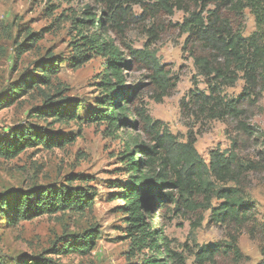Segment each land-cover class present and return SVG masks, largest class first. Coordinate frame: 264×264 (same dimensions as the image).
Segmentation results:
<instances>
[{"label":"rangeland","instance_id":"rangeland-1","mask_svg":"<svg viewBox=\"0 0 264 264\" xmlns=\"http://www.w3.org/2000/svg\"><path fill=\"white\" fill-rule=\"evenodd\" d=\"M127 1L130 11L126 28L122 34L109 30L107 37L125 55L129 54V47L150 49L166 70L178 78L172 94L157 102L148 72L137 63L127 69L124 76L133 95L131 107L135 115L145 109L153 121L162 123L180 143H187L189 136H193L195 149L208 168L210 155L215 151L234 152L242 162L261 161L264 165V137L257 140L245 135L238 130V123L230 119L217 121L195 115L190 91L196 87L206 91L207 86L197 74L187 35L180 30L188 15L178 10L173 15L145 13L140 0ZM87 6H91V13L97 12L91 0H0V139L15 141L16 134L35 129L57 135L50 146L28 148L11 159L0 158V202L7 199L15 203L24 194L36 192L64 190L66 194L68 190H83L93 203L91 210L71 208L30 219L13 218L10 207L0 204L2 264H137L142 258L131 253L121 200L125 185L132 180L124 162L127 139L122 132H140L133 128L109 132L107 124L91 121L106 108L100 86L106 59L92 55L81 64L79 58L89 56L90 52L84 50L79 56L75 51L80 37L73 19L81 18ZM229 17L235 28L244 29L245 37L255 32V18L250 10L244 11V17ZM48 63L59 67L55 75L42 72ZM30 78H40L41 84L29 85L20 93ZM244 85L240 80L235 87L224 89V93L230 98L238 97ZM48 106L73 112L77 119L61 121L50 112L49 117L40 115ZM246 121L264 135V94L258 106L249 108ZM65 139L67 142H62ZM245 177L246 199L256 204L258 221L264 225V170ZM206 178L214 190L233 186L217 181L210 173ZM170 192L178 199L175 189L161 191L164 195ZM198 201L190 210L178 209L171 202L156 207L151 215L154 220H147L154 223L152 233L160 230L170 251L181 256L186 264H196L195 254L204 246H228L233 241L245 257L241 264H259L263 260L264 236L257 234L254 238L248 230L235 232L216 224L212 209L221 204L216 196L204 192ZM31 203L35 205L34 198ZM93 229L100 238L89 251L79 250L77 242ZM153 241L154 238L150 245L154 250L158 244ZM149 253L146 250L145 254ZM229 262L219 257L216 264Z\"/></svg>","mask_w":264,"mask_h":264},{"label":"trees","instance_id":"trees-1","mask_svg":"<svg viewBox=\"0 0 264 264\" xmlns=\"http://www.w3.org/2000/svg\"><path fill=\"white\" fill-rule=\"evenodd\" d=\"M91 3L96 6V13H91V6H87L81 18L73 19L80 37L74 46L75 51L79 56L84 50L90 52L89 56L80 57L79 62L85 63L92 55H101L106 59L100 79L106 108L91 121L107 124L109 132H119L120 129L128 131L129 128L140 132H122L127 139L124 162L132 180L125 185L121 200L127 216L131 253L133 257H142L137 264H186L181 256L170 251L167 239L160 230L155 229L152 233L154 223L147 220H154L151 217L153 211L156 207L162 208V203L166 202L175 204L178 209H193L204 192L221 201L218 207L212 209V219L216 224L233 228L235 232L248 230L254 238L257 234L264 236V225L258 221V207L246 199L243 185L246 175L263 171L264 165L261 161L242 162L234 152L215 151L210 155L208 168L195 149L193 136H189L187 143H180L162 123L153 121L145 109L138 110L139 113L136 111L135 115L131 107L133 95L124 76L127 69L137 63L148 72L157 102L172 94L178 78L166 70L150 49L129 47V54L125 55L107 37L109 30L123 33L130 11L129 1L91 0ZM139 3L145 6V13L173 15L178 10L188 15L180 25V30L187 35L186 43L190 45L189 51L197 74L207 86L206 91H200L197 87L190 91L189 99L195 115L217 121L230 119L238 123V130L245 135L255 136L257 140L264 137L263 133L246 121L249 108L258 106L264 94V0H140ZM210 6H215V9H209ZM247 9L256 23V30L249 37L244 36L241 26L235 28L229 17L232 14L244 17ZM90 30L93 32L89 33ZM58 69L55 64L48 63L42 67V72L55 75ZM240 80L245 82L241 94L235 98L228 97L224 89L235 87ZM40 82V78L37 81L30 78V82L26 81V87L19 91L23 93L29 85H39ZM46 109L39 114L49 117L50 112L61 121L77 119L75 113L68 110H55L50 106ZM56 136L35 129L16 134L15 141L0 139V158L11 159L28 148L50 146L54 144ZM62 142H67V139ZM261 157L264 158V150ZM209 173L217 181L232 183L233 186L212 189L206 178ZM167 188L175 189L178 199H174L177 196L175 193H161ZM33 198L35 205L31 203ZM4 201L0 202L1 207H10L13 218L24 219L56 214L71 208L84 211L93 207L89 194L83 190H68L66 194L64 190L36 192L34 195L24 194L15 203L7 199ZM99 238L96 229L87 232L82 241L77 242L78 249L89 251ZM153 238L154 244H158L154 250L150 245ZM146 250L150 251L148 255L145 254ZM261 254L263 260L259 264H264V245ZM219 257L230 260L228 264H241L245 258L237 248L236 241H233L228 246L218 244L202 247L195 254V263L216 264Z\"/></svg>","mask_w":264,"mask_h":264}]
</instances>
